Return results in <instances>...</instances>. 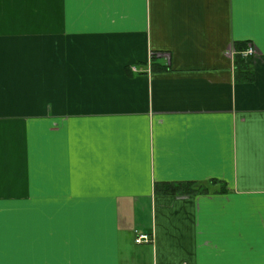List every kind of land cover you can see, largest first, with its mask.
<instances>
[{"label":"crops","instance_id":"1","mask_svg":"<svg viewBox=\"0 0 264 264\" xmlns=\"http://www.w3.org/2000/svg\"><path fill=\"white\" fill-rule=\"evenodd\" d=\"M0 264H264V0H0Z\"/></svg>","mask_w":264,"mask_h":264},{"label":"built area","instance_id":"2","mask_svg":"<svg viewBox=\"0 0 264 264\" xmlns=\"http://www.w3.org/2000/svg\"><path fill=\"white\" fill-rule=\"evenodd\" d=\"M254 54H255V49L253 47H249L245 51L240 52V55L244 58L252 57L254 56ZM148 241H150V237L148 235H139L136 239L137 244L148 242Z\"/></svg>","mask_w":264,"mask_h":264},{"label":"trees","instance_id":"3","mask_svg":"<svg viewBox=\"0 0 264 264\" xmlns=\"http://www.w3.org/2000/svg\"><path fill=\"white\" fill-rule=\"evenodd\" d=\"M156 57H157V56H156ZM156 57H155V55H154V58H153L154 61H155V58H156ZM153 68L155 69V66H154ZM161 69L163 70V68H161ZM174 189H180V187L176 186ZM166 190L168 191V188H167V187H166Z\"/></svg>","mask_w":264,"mask_h":264}]
</instances>
